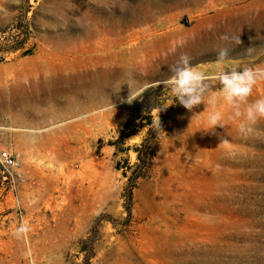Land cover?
I'll return each instance as SVG.
<instances>
[{"label":"rangeland","instance_id":"374dc122","mask_svg":"<svg viewBox=\"0 0 264 264\" xmlns=\"http://www.w3.org/2000/svg\"><path fill=\"white\" fill-rule=\"evenodd\" d=\"M220 48L225 70L264 67V0H0V153L14 162L0 160V264H264V118L245 138L221 103L209 130L203 103L173 117L163 83L186 53L217 90ZM125 55L144 63L120 83L155 88L159 108L121 144ZM261 97L264 81L248 102Z\"/></svg>","mask_w":264,"mask_h":264},{"label":"clouds","instance_id":"9594fccd","mask_svg":"<svg viewBox=\"0 0 264 264\" xmlns=\"http://www.w3.org/2000/svg\"><path fill=\"white\" fill-rule=\"evenodd\" d=\"M222 41H231L237 45L242 43L240 36L229 37L227 34L219 37ZM175 50V49H173ZM253 48L248 47L246 52L251 54ZM229 49L220 48L217 52L216 67L214 79L220 87L215 91H210L209 77L198 68L191 65V57L182 53L176 63L169 67L171 75L163 83L170 89L175 100L185 109L191 111L196 106L204 104L206 109H210L207 115V122L210 129H215L217 125L224 127L222 123L224 114L218 107L219 104H226L232 109V119H239L237 125L238 132L243 137H248L256 132L255 125L257 121L264 118V97L256 99L249 103L248 98L252 95L253 88L258 82L264 81V67H244L233 66L225 70L224 61L228 57ZM127 84L130 93L126 102L131 104L136 100L131 92L129 83H118L114 93H119L121 86ZM124 102V101H122ZM172 104L167 105L166 107ZM242 105L246 107L242 108ZM115 110V106L111 104ZM165 107V108H166ZM197 116V115H196ZM230 141L222 139L220 144H229ZM30 231L29 227L21 224L16 229V235H26Z\"/></svg>","mask_w":264,"mask_h":264},{"label":"trees","instance_id":"16d2710c","mask_svg":"<svg viewBox=\"0 0 264 264\" xmlns=\"http://www.w3.org/2000/svg\"><path fill=\"white\" fill-rule=\"evenodd\" d=\"M20 49L19 47L12 48V51H16ZM29 52L24 51L21 53V56L28 55ZM156 89L153 87H147L143 90L139 95L136 96V100H134L131 104L128 105L126 109V116L124 123L120 127L118 131V136L115 142L121 143L124 138L131 137L139 132L144 127H149L152 122V116L150 112L154 109L159 108V105L155 102V94ZM173 107L168 109L172 110ZM184 107L181 105L180 108L173 114V117L180 113ZM165 113V112H164ZM164 113L158 116V120L162 125L163 129L166 128L168 121L170 118H163ZM169 119V120H168ZM172 119V116H171ZM135 160L133 167L138 169L140 172H144L148 170L151 161L153 159V151L150 147L149 141L145 138L140 141V143L134 148ZM138 172L137 174L132 173L130 176L131 182L134 180L143 177L144 175ZM125 173L123 172L122 175ZM131 196V190H127V199L129 200Z\"/></svg>","mask_w":264,"mask_h":264},{"label":"bare ground","instance_id":"6f19581e","mask_svg":"<svg viewBox=\"0 0 264 264\" xmlns=\"http://www.w3.org/2000/svg\"><path fill=\"white\" fill-rule=\"evenodd\" d=\"M120 59L121 69L112 76L113 82L117 84L123 80H130L135 77L137 72L143 68L144 63L143 59H138L135 55H125Z\"/></svg>","mask_w":264,"mask_h":264},{"label":"built area","instance_id":"2783aa9c","mask_svg":"<svg viewBox=\"0 0 264 264\" xmlns=\"http://www.w3.org/2000/svg\"><path fill=\"white\" fill-rule=\"evenodd\" d=\"M0 160L4 163L5 166L14 164L13 160L5 152L0 153Z\"/></svg>","mask_w":264,"mask_h":264}]
</instances>
